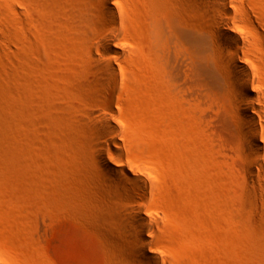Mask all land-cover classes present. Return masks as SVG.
<instances>
[{
	"label": "rangeland",
	"instance_id": "obj_1",
	"mask_svg": "<svg viewBox=\"0 0 264 264\" xmlns=\"http://www.w3.org/2000/svg\"><path fill=\"white\" fill-rule=\"evenodd\" d=\"M134 1L122 2L124 18L115 14V22L127 27L125 37L113 41L121 55L105 58L115 61L125 78L142 75L146 79L143 90L137 91L131 84L117 89L113 106L123 113L121 129L125 133V138L117 136L116 140L123 147L132 144L126 154L152 171L149 176L155 178L148 179L158 181L161 190H153L158 195L147 193V212L158 216L157 222L147 227L148 247L163 264H264V151L260 157L245 151V141L224 96L203 87L178 52L171 50L163 60L155 55L154 36L170 16L179 13L180 4L176 0H141L139 18ZM245 1L241 28L260 42L264 40V0ZM42 8L37 9L35 0H0V264H135L130 258L135 243L115 224L116 201L96 181L89 143L77 142L85 135L77 139L60 131L65 135L63 142L61 135L55 138L59 130L44 123L49 111L44 109L41 114L43 101L36 103L41 102L38 121L31 108L26 113L27 119L33 113L35 119L31 117L32 127L28 120L21 126L25 139L23 134L20 140L7 130L12 114L7 111H12L8 87L32 76L29 70L34 66L39 69L36 66L44 65L45 70L52 64L59 76L66 71L67 55L53 47L51 34H43V25L29 16L32 12L39 18ZM101 29H111V22L101 20L98 32L86 44L95 56L102 48L98 44ZM252 51L255 59L264 58L262 45ZM83 58L91 61L85 54ZM166 80L169 86L164 90ZM58 81L66 91L62 89L65 81ZM159 89L162 96L156 94ZM54 101L56 106L62 105ZM43 127L45 131L40 130ZM88 133L85 137L90 136L87 140L93 142L91 131ZM34 137L39 142L37 150V145H32L36 144ZM48 137L56 142L53 139L52 144ZM258 138L264 150V132ZM42 142L54 149L46 156L51 161L43 155L47 151L41 154L51 148H44ZM78 144L85 146L82 149ZM26 147L31 152L26 149L23 155ZM36 156H42V161ZM102 215H110L106 225Z\"/></svg>",
	"mask_w": 264,
	"mask_h": 264
},
{
	"label": "bare ground",
	"instance_id": "obj_2",
	"mask_svg": "<svg viewBox=\"0 0 264 264\" xmlns=\"http://www.w3.org/2000/svg\"><path fill=\"white\" fill-rule=\"evenodd\" d=\"M123 1L127 3H130V1L132 2V0H48L47 2L46 0H35L37 9H43V6L45 9L42 12V16L39 18L32 12L29 13V16L32 19L39 20V23L43 25V34L44 32H46L47 35L51 34V44L54 45L53 47H55L58 52L64 53L62 56L67 55L66 58H68V63L66 62V67H63L64 69L62 68L66 71L59 76L60 74L57 75L56 71H58V73H60V71L58 68L55 70L52 64H49L51 66H48L45 70L43 69L44 65L43 68L40 66L41 69H43L40 70L38 66H36V68L39 69H33L35 67L33 62L32 64H34V67L32 70H29L32 76L25 77L23 81L21 80L22 82L18 80L19 83L17 84L15 82V84L13 82L12 85L10 84L11 86L8 87L9 92H7L9 95L7 96L11 100L12 111H9L10 109L7 111L12 114L10 113V129L8 128L7 130H10L13 134L12 136L20 140L23 134V138L25 139L27 134H21V126L26 124L25 122L27 120L31 126V117H33V119L36 118L38 121L40 116L37 115V113H39L38 105L41 102H39V104L36 103H38V101H43L41 104H45L47 109L41 107L40 104V112L42 110V112L45 110L49 111V116L47 115L49 118L46 117L45 119L48 118V120L44 121V123L47 124V122H50L52 128L59 130L55 138L57 135H59V137L61 135V140L63 142L65 135L71 138L74 136V138L77 136L82 138V134L86 136L87 134H85V132L88 133V131H91L92 134L90 135L91 138H93V142L87 140V138H90L89 135L87 138L83 136L84 140L83 138L80 140L78 137V140H76L77 142L81 141L80 143L86 140L89 143L87 148L90 146L89 149L91 153H89L90 155L92 154L91 156L93 159L92 160L90 155H88L92 160L91 163H93L90 164L91 166L96 164L94 168L95 166L97 168L95 173L97 180H95L102 188L107 190L109 196H112L114 201H116L114 202L116 203L115 205H117L114 213V209H112L115 224L119 226L120 230L123 229L124 231H122L124 233L129 234L130 238H132L135 243V247L130 249V258L134 259L133 261H135V264H163L160 257L153 253L148 247L150 242L148 236L150 234L147 227L152 222H157L158 219L156 217L158 216H150L147 212V193L151 192V194L158 195L155 193L156 191H153L159 189V187H157L158 181H155V183L153 181L155 177L150 178L149 172L152 173V171L149 170L148 172L149 168L145 169L146 167H142L143 165L140 166L138 163H135L136 161L131 160L126 154L127 146L132 147V144L123 147L116 140L117 136L125 138V133L121 129L122 112L120 113V111L113 106V96H115V92L119 88L126 87L127 84H131V86L134 85L137 91L143 90V88L145 89L146 87H144V82L146 80L144 76L143 78H141L142 75L135 78L132 77L131 79L134 78L132 82L131 79H128L129 77L125 78L124 75H122L121 68L115 61L105 58L107 55H121V52L116 49L113 41L125 37V32L127 30V27L125 28L123 24L124 22L118 25L114 20L115 14L124 18ZM176 1L181 6L179 13L170 16L166 26L160 28L154 36L155 55H161L163 60L167 58L171 50H175L183 57L185 62L189 64L191 75L201 82L204 85L203 87L217 90L221 93L227 102L228 109L232 114L238 132L245 141V151L260 157V154L264 151L258 138V134L264 132V58L260 57L259 59H255L252 56L254 53L252 50H254L258 44L264 47V40L257 42L241 28V20L246 17V1ZM134 3L136 17H139L142 9L141 0H135ZM101 20L110 21L111 29L105 31L101 29L103 33H101L98 38V44L101 45L102 48L98 50L95 56L91 52V46L89 47L86 44L90 43L91 39L98 32ZM83 54L87 55L91 61L84 60ZM57 56H59L58 53L56 57ZM27 62L29 63V61ZM62 64L61 66L64 65ZM28 66H30V64ZM20 73L22 78L24 74L22 71H20ZM153 77L156 76L153 74ZM59 78L65 81V84L63 83L65 87L63 86L62 89L65 88L66 91L60 89L61 82L60 84L58 83ZM162 80H160V83ZM152 83H156V81ZM156 85L159 86L158 83ZM67 86L68 88L70 86V88H66ZM162 86L165 90L169 86L168 80H166ZM159 88H161V84ZM153 89H155V87ZM155 90L157 92V89ZM159 91L160 89L158 93H156L157 95H161V93L164 94L163 91L160 93ZM54 100L58 102L61 101L62 105L60 107L56 106L57 102L55 105ZM33 102L35 103L33 104ZM31 105H37V108L33 109ZM30 108L36 113L37 117L33 115V113V116L30 115L28 119L26 118L29 114L27 111H29ZM26 113L28 114L26 115ZM9 122H7V125ZM36 123L38 124V122ZM39 125L42 126L43 124L40 123ZM19 127H21L20 131ZM46 127H48V125ZM49 127L46 130H49ZM40 130L45 131L44 127ZM60 131L65 135L60 133ZM34 133L38 132L36 131ZM12 136L9 135V139ZM53 136L51 135V137ZM29 137L30 136H28V138ZM37 137H34L36 144H32L37 145L34 147V150L40 148H37L39 146ZM62 137L64 139H62ZM31 138L32 139L28 140H33V136ZM126 138L129 139L128 137ZM53 139L49 138V142ZM18 140L16 141L18 142ZM39 140L42 141L40 137ZM66 140L69 141V138ZM70 140V142H72L74 139ZM76 140L74 141L76 142ZM53 141H55V139ZM86 141L84 142L85 145L87 143ZM44 142H42L43 146L46 145ZM18 143L22 142L19 141ZM23 144L20 145L22 148ZM24 145L27 146L28 144L26 143ZM70 145L72 144H69V147H71ZM85 145L82 146V149ZM10 146L12 145L10 144ZM15 146L17 147V145ZM46 146H44V148ZM48 146L51 148H47ZM48 146L46 147L47 149H41V154L47 151V154H43L45 157L50 153V149H53L51 145L48 144ZM64 146H67V144ZM29 147L24 148V152L23 149L19 151L23 152V155H25V150H29ZM77 148L79 149L78 146ZM89 149H87V151ZM130 150L132 151L133 149L131 148ZM29 151L31 152V150ZM68 151V149L64 152L62 150L63 153ZM63 153L59 154L63 155ZM42 156L36 157L38 160L42 161ZM49 156L51 155L49 154ZM18 157H20V155H17V158ZM47 158L48 157H46L47 161H51ZM148 178L153 180L151 181ZM112 197L110 198L112 199ZM109 208L110 207H108V209ZM111 208L109 210H111ZM105 214L106 213L103 215ZM110 215L103 217L102 224H107ZM113 219L111 218V220Z\"/></svg>",
	"mask_w": 264,
	"mask_h": 264
}]
</instances>
